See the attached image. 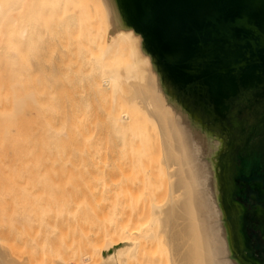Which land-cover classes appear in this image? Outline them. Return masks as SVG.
<instances>
[{
	"label": "bare ground",
	"instance_id": "obj_1",
	"mask_svg": "<svg viewBox=\"0 0 264 264\" xmlns=\"http://www.w3.org/2000/svg\"><path fill=\"white\" fill-rule=\"evenodd\" d=\"M92 2L102 8L104 27L82 25L92 11L83 9ZM51 22L59 26L45 37L41 31L50 32ZM54 53H58L56 67L51 61ZM86 80L102 101L105 118L101 126L96 95L95 101L92 94L85 95L83 89L80 92ZM213 109L219 113V120ZM254 131L264 132V0H0V228L6 227L0 229V239L11 234L10 249L22 245L23 251L27 244L31 246L15 257L4 246L8 242H3L0 264H72L66 262L68 251L76 250L79 244L71 245V237L68 244L61 232L75 231L70 224L64 229V218L69 213L77 216L78 207L75 214L71 210V199L76 196L67 188L68 196L60 191L65 197L59 198L47 182L70 180L76 165L84 169L82 165L93 164L88 167L93 172L98 171L95 166L117 168L108 167L111 171L126 167L135 174L136 167H142L144 173V167L151 163L154 169V162L161 171L165 166L163 176L170 178H166V202L157 204L158 200L151 205L158 224L155 231L142 227L147 224L145 216L149 215L145 212L149 208L142 205L143 212L135 201L145 222L139 215L135 217L136 208L134 212L130 209L131 218L127 217L129 209H120L123 219L126 215L120 227L119 215L115 218L114 214L113 220L109 215L111 222L100 216L118 225L111 227L117 230L112 233L116 238L105 227L113 240L104 239L108 245L98 255L101 259L96 256L97 262L90 261L86 252V260L80 263L127 264L138 257L136 264H254L242 250L229 194L231 157ZM81 169V173L87 170ZM93 172L89 174L95 179L99 174ZM153 172L158 171L150 172L155 176ZM133 174L125 176L131 179ZM112 175L114 178L115 173ZM153 177L154 184L159 183L161 178ZM137 180L141 182L140 177ZM166 180L158 181L163 185ZM129 183L137 193L136 182ZM112 192V196L120 193ZM129 195L133 202L135 197ZM122 198L130 206L129 198L118 195L119 206L124 205ZM113 200L109 202L112 207ZM126 204L123 209L130 208ZM104 219L99 221L102 228L107 221ZM50 227L62 237L57 234L61 240L52 239V244L56 241L58 246L64 238L67 244L61 246L73 248L56 249L54 243L47 251L35 237L32 244L27 242L32 231L39 234ZM53 227L64 230L57 232ZM49 232H44L45 241L50 239ZM25 235L29 240H24ZM152 238L155 242H150ZM157 238L163 241L164 249L155 246ZM115 239L119 240L112 242ZM103 241L98 243H106ZM147 241L155 248L142 250ZM140 244L144 247L139 250ZM91 247L87 251L92 252ZM53 250H67V254L62 253L67 259L56 257L55 263H49Z\"/></svg>",
	"mask_w": 264,
	"mask_h": 264
},
{
	"label": "rangeland",
	"instance_id": "obj_2",
	"mask_svg": "<svg viewBox=\"0 0 264 264\" xmlns=\"http://www.w3.org/2000/svg\"><path fill=\"white\" fill-rule=\"evenodd\" d=\"M92 8V11H91V13H89V15H86V23L85 24H82L84 27H87V26H101V27H104V25H105V23L103 22V19H104V17H103V13H102V8H100L99 6H98V4L96 3H94V2H92L91 3V6L89 7H85L83 10H90ZM95 11H97L96 13H95ZM62 15V14H61ZM61 15H60V17H61ZM51 19H57V18H51ZM93 24V25H92ZM74 26V25H72V24H69V26ZM58 23H54V22H51L50 23V25H49V29L51 30L50 32H46V31H41V34L43 35V36H45V37H47L48 35H50V34H52V33H54L53 32V30H55L56 29V27L58 28ZM56 31H58V30H56ZM60 33V32H59ZM46 49L48 50V48L46 47ZM57 54V55H56ZM56 59H55V58ZM58 53H54V55H53V58H52V63L53 62H55V60L56 61H58ZM46 61V60H45ZM59 62V61H58ZM54 64V66L56 67L58 64H56V62L55 63H53ZM44 66L46 65V68H49V64L47 63V62H44V64H43ZM48 66V67H47ZM54 66H52V67H54ZM61 72V71H60ZM88 82V80H86V81H83V83H86V85H87V87H86V85L84 84L83 85V87L80 89V92H82L83 90V93L86 95V94H92V96H93V98L95 97V95H96V93H94V92H91V89H90V84H89V82ZM61 83V82H60ZM89 85V86H88ZM83 89V90H82ZM88 90V91H87ZM94 93V94H93ZM76 94V97L77 98H79L80 96H77V92L75 93ZM78 95H79V92H78ZM74 97H75V95H74ZM96 100H95V98H94V100L96 101V102H99V103H97L96 104V107H97V109H98V118H97V122H98V124H99V126H101L102 125V122H103V120H104V111H103V109H102V106H101V100H100V98H99V96L98 95H96ZM68 105V104H67ZM100 105V106H99ZM100 107V108H99ZM213 111H214V113L216 114V117L218 118V120H219V113L216 111V110H214L213 109ZM100 117V118H99ZM101 120V121H100ZM100 122V123H99ZM154 146H157V144H154ZM154 149H156L157 150V147H155ZM155 163V165L157 166H155V168L153 169V167L154 166H152L151 164H153V163H151V164H149V165H147L146 167H144V169L146 170V169H148L151 173H152V171H158L160 174H161V176L160 175H157V174H159L158 172H157V174L155 173V172H153V174H156L155 176H157V179H158V176L161 178V179H158V180H161V182H162V180L164 179V180H166V178H167V176H168V179L170 180V178H169V175L167 174V176H163V174H165V173H163V171H164V168L166 169V167L164 166H162L163 167V171H161L162 169H160L161 167H160V165H159V163H157V162H154ZM94 166L93 164H89V166ZM81 166V165H80ZM87 166V167H86ZM88 166V164L87 165H82L81 167L82 168H84V169H87V170H85L86 171V173L87 174H89V172H93V171H91V167L90 168H88L89 167ZM107 166V165H106ZM106 166H100L104 171L106 170L107 171V175L109 174L110 175V177H109V175H108V179H110V178H112L113 177V175L112 174H114L115 173V176H114V178H112V179H110L111 181H109L108 179H106V176L107 175H105V173H106V171H105V173L103 172V170L101 169V168H99V166H95L94 168L96 169V167L98 168V171H94L93 173L95 174V175H98L99 174V176H95L94 174L92 175L93 177L95 176V179L93 178H91V173L89 174L90 176L88 177L85 173H84V176H83V172H85V171H82V173H81V171H79V169H81L79 166H73V168H72V172H73V174H72V176L73 177H71V179L70 180H66L65 178H60V181H55L56 183L57 182H60V183H58V184H56L54 181L53 182H47V184L46 185H48V186H51L52 187V190H53V193L55 192V189L57 190L56 191V193H55V195L57 196V197H59V198H64L65 196H68V194L69 193H67V192H69L68 191V189H70V190H72V192L70 191V193H72L74 196H76L75 197V199H76V203L78 204L77 206H75L76 204H74L73 203V201L75 200V199H71V204H72V207H73V209H72V207H71V210H74V208H80V209H82V210H80V209H75V210H77L76 212H77V216L76 215H73V213H72V211H71V213H72V215L73 216H75V217H72L71 215H67L65 218H64V221H66V225H64V229H66V228H70V227H75V231H73L72 230V228H70L71 229V231H73L74 232V238H73V236H71V234H73V233H71V231L69 232H66L67 230H70V229H66V230H64V229H62V230H59L58 228H60V227H56V228H54L53 227V230H55V229H57V232H61V231H63V232H61V234H63V235H65V239L67 240V239H70V237H71V239L73 238L74 239V241L73 240H71L70 239V243H71V245H73L74 246V244L76 245V243L75 242H77L79 245H76L77 247H74V248H76V250H74V249H72V250H70V251H68V254H67V250H68V247H69V249H71V248H73V247H71V245L70 246H67V245H62L63 247L65 246V248H66V246H67V250L66 251H60V250H56L57 251V253H55V249L52 251V254H49V257H48V261H49V259H51L50 261H49V263L50 262H54L55 263V261H57V258L60 260V259H64V260H66L67 258H65L64 257V255L65 254H62L63 252H65L66 254H67V257L69 256L70 258H69V260L67 259L66 260V262H72V264H76V263H82L84 260H86V258L88 257L89 259H90V261H95V262H97L96 260H99V259H101V257H99L100 255H101V251L103 250V248L106 246V244H107V242L106 241H109L110 240V238H111V240H113V238H116V235L113 237L112 236V233H114V232H116L117 230L115 229V227H117L118 225H116V224H114V222H112V223H109V221L111 222V219L113 220V218H114V214H115V216L116 215H119V217L121 218V220H120V218H118V216H116L115 218H118L117 219V222L119 221L120 222V224H119V226L118 227H120L121 226V222L122 223H124L125 221H126V215H125V221H124V219H123V217H122V215L120 214V212H121V208H122V211H125V209L127 210V209H129L128 210V215L129 216H127V217H130L131 218V215H132V212H134L135 211V208H136V211L137 212H135L136 213V218H138V215H139V212H138V207L136 206L137 204H138V206H139V204H140V209L143 207V206H145V208L147 207V208H149V211H146L145 213H147L149 216L147 217V216H145L146 217V220H147V218H148V220L145 222L144 221V219H145V217H144V215L142 216L143 217V219H142V217L139 215V217H141L140 219L141 220H143V222H145V223H147V224H142L143 226L142 227H148L151 231H155V226L156 225H158L157 224V222H155L154 220H153V217H152V212H151V210H152V203H157L158 202V200H159V203H157V204H163V203H165L166 202V200L168 199V193H165V195H164V192H168V188L166 187V186H168L169 185V180H166L167 182H165V181H163L164 183H163V185H161L162 183H160V181H158L157 180V182H159V183H157V184H154V182H156V180H155V176L153 177L152 175H150V172H148V170H147V172L149 173V174H147V172L144 170V173H142L143 171H142V167H136V169L134 170V168H133V170L134 171H136L137 170V173H135V174H137L138 176H136L135 174H133L134 172H131V170H130V168L128 169V168H126V167H119L118 168V170H116L115 169V171H111V170H113L114 169V167H113V169L108 165L107 167ZM152 167L151 169L149 168V167ZM77 167H79V168H77ZM108 167H110L111 168V170H107L108 169ZM106 168V169H105ZM109 168V169H110ZM121 168V169H120ZM122 168H125L127 171H125L126 173H124V170L122 169ZM157 168V170H155ZM84 169H81V170H84ZM88 169H90V171L88 170ZM99 169H100V171H99ZM131 169H132V167H131ZM97 170V169H96ZM102 170V171H101ZM119 170L121 171V174L122 173H124L125 175H127L128 176V172H131V175H129V176H132V174L134 175V177H130L132 180H134L136 183H135V186L136 187H134L135 189H137L136 190V192L137 193H134V192H132L133 190H131V188H130V186H131V183H129L130 181H132L131 179H128L127 178V176H123V174L121 175L120 174V172H119ZM132 170V171H133ZM123 171V172H122ZM161 171V172H160ZM166 171V170H165ZM229 171H230V174H229V182H230V197H231V201H232V204L234 205V211H235V213H236V216H237V223H238V227H239V236H240V238H241V243H242V250H243V252H244V254H246L247 256H248V259L250 260V261H252L254 264H264V132H262V131H258V132H252V133H249L248 134V137L244 140L243 139V141L238 145V147L236 148V150H235V152L233 153V155H232V157H231V160H230V168H229ZM96 172H97V174H96ZM99 172V173H98ZM100 172L102 173L103 172V174H101V177H100ZM109 172V173H108ZM114 172V173H113ZM119 172V173H118ZM146 172V173H145ZM80 174V175H79ZM122 176L121 178H120V175ZM130 174V173H129ZM145 174V175H144ZM81 175L83 176V178L81 177ZM103 175H105V176H103ZM152 176L153 178H154V180L155 181H153L152 180V177L150 178V179H148L147 178V176L148 177H150V176ZM128 176V177H129ZM142 176V177H141ZM76 177H78L77 179H76ZM103 177V178H102ZM115 177H117V178H115ZM136 177V178H135ZM138 177H140L141 178V182L140 181H138L137 180V178ZM162 177H163V179H162ZM165 177V178H164ZM75 179V181H73L72 179ZM92 180H95V181H92ZM125 178V179H124ZM122 179V180H121ZM126 179H127V182H128V184H126L127 182H126ZM61 180H63V181H61ZM116 180V181H115ZM121 180V182H119ZM148 180V181H147ZM104 183H103V182ZM124 181H125V183H124ZM138 182H140V184L138 183ZM53 183V184H52ZM118 183H120V184H118ZM124 183V184H123ZM138 183V184H137ZM147 183V184H146ZM167 185H166V184ZM43 184V183H42ZM61 185V187H60V185ZM73 184V185H72ZM103 184V185H102ZM111 184V185H110ZM130 184V185H129ZM137 184V185H136ZM158 184H160V185H158ZM57 185V186H56ZM92 185V186H91ZM95 185V186H94ZM99 185H100V187H99ZM110 185V186H109ZM116 185V186H115ZM120 185H122V187L120 186ZM139 185V187H137ZM143 185V186H142ZM148 188V186H150L151 188L149 189L151 192H152V190L153 191H157V193H153L154 195L152 196V193L151 192H149V190H146L145 188V186ZM68 186V187H67ZM99 188H98V187ZM108 186V187H107ZM126 186V193L124 192V187ZM128 186V187H127ZM160 186H162V188H159ZM54 187V188H53ZM92 188V190H91V188ZM95 187V188H94ZM104 187V188H103ZM118 187V188H117ZM167 188V191H166V188ZM68 188V189H67ZM106 188H108V189H106ZM121 188V189H120ZM122 188H123V190H122ZM128 188H130V189H128ZM132 188H133V185H132ZM61 189V190H60ZM62 189L64 190V192L62 191ZM102 189V190H101ZM104 189V190H103ZM111 189H114V192L116 191H118V192H120V193H118V194H116V196H117V198H118V195H119V197L120 196H124V200L126 199H128L129 201L128 202H130V203H128L130 206H128L125 202H127V201H123V198H122V200H121V204H124V205H122V207L121 206H119V201H120V198L118 199L119 201H116V199L117 198H115V200H113L114 199V197H116L115 196V194H113V196L111 195ZM152 189V190H151ZM106 190V191H105ZM120 190V191H119ZM128 190V191H127ZM131 190V191H130ZM143 190V191H142ZM145 190L147 191V192H145ZM164 190V191H163ZM62 192L65 196H63L61 193H58V192ZM103 191V192H102ZM109 191H111V192H109ZM130 191V192H129ZM135 191V190H134ZM66 192V193H65ZM107 192H108V194H110L109 196L111 197L112 196V199L108 196V194H107ZM114 192H112V193H114ZM122 192H123V195H122ZM129 192V193H128ZM143 192V193H142ZM149 192V193H148ZM75 193V194H74ZM148 194V197L150 198H148L147 197V195L145 196V194ZM151 193V194H150ZM58 194H60L59 196H58ZM71 194V195H72ZM121 194V195H120ZM129 194H131V196H132V198H138V196H139V199H136V200H134V199H132L133 200V202L131 201V197H127V196H130ZM160 195L159 197H158V195ZM70 195V196H71ZM72 195V196H73ZM102 195V196H101ZM134 195H136V196H134ZM138 195V196H137ZM150 195V196H149ZM71 196V197H72ZM73 196V197H74ZM97 196H98V198H97ZM143 196V197H142ZM157 196V197H156ZM72 197V198H73ZM99 197H102V198H100L99 199ZM105 197H109L110 199H111V201L113 200L114 202H113V206L114 207H112L111 205H110V203L109 202H111V201H109L110 199H105ZM144 197H147L148 198V200H147V198H144ZM153 197V198H152ZM160 197H161V199L162 200H160ZM79 198V199H78ZM96 198V199H95ZM141 198V199H140ZM143 198H144V200H143ZM155 198H157V199H155ZM159 198V199H158ZM46 199V198H45ZM80 199H81V203H80ZM97 199H99L98 201H97ZM103 199V200H102ZM78 200V201H77ZM93 202H92V201ZM140 200H141V202H140ZM95 201H96V203H95ZM106 201V202H105ZM135 201H137V204H135L134 202ZM138 201H139V203H138ZM162 201V202H161ZM75 202V201H74ZM82 202H83V205H82ZM93 203V205H92V203ZM117 202V203H116ZM143 202V203H142ZM146 204H145V203ZM148 202V203H147ZM105 203H106V206H105ZM131 203H134V205L133 204H131ZM80 204V205H79ZM96 204V205H95ZM118 204V205H117ZM120 204V205H121ZM125 204L128 206V207H130V208H124L123 209V206H125ZM74 205V206H73ZM108 205V206H107ZM116 205H117V207L119 206L120 208H116ZM133 205V206H132ZM143 205V206H142ZM96 206V207H95ZM110 206V207H109ZM126 206V207H127ZM99 207L101 208V209H99ZM103 207V208H102ZM111 208H112V210H111ZM146 208V209H147ZM107 209H109V210H107ZM118 209H119V211H118ZM130 209H132V212H131V210ZM133 209H134V211H133ZM140 209H139V211H140ZM75 210H74V214L76 213L75 212ZM142 211H143V209H141ZM145 210V209H144ZM148 210V209H147ZM97 211V212H96ZM101 211V212H100ZM103 211V212H102ZM115 213H114V212ZM116 211H118L117 212V214H116ZM81 212V213H80ZM83 212V213H82ZM109 212V213H108ZM113 212V213H112ZM141 212V211H140ZM144 212V211H143ZM150 214H149V213ZM101 213H102V215H101ZM113 214V215H111V214ZM127 213H125L124 212V214H127ZM134 213V214H135ZM145 213H143V214H145ZM99 215V217L97 218V216ZM105 214H108V215H105ZM141 214V213H140ZM82 215V216H81ZM97 215V216H96ZM103 215L104 216H106V218H108L109 219V215L111 216L110 218L111 219H109V221H108V219H104V218H102L103 217ZM142 215V214H141ZM151 215V216H150ZM93 217V218H90V217ZM100 216H102V217H100ZM112 216H113V218H112ZM124 216V215H123ZM134 216V215H133ZM71 217V218H70ZM78 217V218H77ZM81 217L83 218V219H81ZM135 217L133 218V219H135ZM68 219V220H65V219ZM74 218H76V220L74 219ZM80 218V219H79ZM86 218V219H85ZM96 220H95V219ZM100 218H101V220H107V221H104L105 222V224L103 223V226H104V228H102V224H101V222L99 223V221H101L100 220ZM72 219V220H71ZM79 219V220H78ZM93 219V220H92ZM99 219V220H98ZM123 219V220H122ZM132 219V220H133ZM140 219H139V222H142V221H140ZM75 220V221H74ZM81 220H84V221H81ZM90 220V221H89ZM136 220V219H135ZM68 221L70 222H72V224H74V225H76V226H72V224H71V222L70 223H68ZM74 221V222H73ZM95 222V224H94V222ZM96 221H98V224H96L97 222ZM115 221V220H114ZM138 221V220H137ZM78 222H79V224H78ZM82 224H81V223ZM84 222H86V223H84ZM94 224V226H95V228L97 229V231L95 232V228H92V227H94V226H92L93 224ZM108 222V223H107ZM117 222H115V223H117ZM118 222V223H119ZM90 223H91V225H90ZM117 223V224H118ZM132 222H131V220H130V224H131ZM135 223H137V222H135ZM69 224H70V227H69ZM109 224V225H108ZM114 224V225H113ZM132 224H134V223H132ZM138 224V223H137ZM63 225H61V228H63ZM79 225V226H78ZM96 225H97V227H96ZM108 225V226H107ZM116 225V226H115ZM136 225V224H135ZM113 226H115L114 227V229H112L113 228ZM132 226V225H131ZM134 226V225H133ZM141 226V223H139V227ZM0 227H2V226H0ZM82 229H81V228ZM84 227H85V229H84ZM105 227H108V229H111V233H110V230L109 231H107V229L105 228ZM110 227V228H109ZM112 227V228H111ZM138 227V226H137ZM3 228H6V227H3ZM3 228H0V229H3ZM46 228V227H45ZM44 227H42V229H45ZM51 228V229H50ZM50 228H47L49 231H51V233L49 232V231H44V230H40L39 231V234L41 233V235H42V237H39V236H41V235H39V234H37V233H35L34 231H32L33 233H31L30 235H32L31 237L30 236H28L29 237V239L31 238V240H32V238L33 237H35V239H36V241L38 240H40L39 242L40 243H38V244H42V243H44L42 246H43V249H45V250H47V251H49V248H53V245H54V243L57 241V242H59L61 239L60 238H62L61 237V234H59V233H56L55 234V232H56V230L55 231H52V227H50ZM87 228H89L88 229V231H87ZM91 228V229H90ZM80 229V230H79ZM104 229H106V230H104ZM5 230V229H4ZM94 230V231H93ZM101 230H104V231H106V233L104 232V231H102V233H101ZM116 230V231H115ZM82 231V232H81ZM84 231H86V232H84ZM92 231V232H91ZM100 231V232H99ZM113 231V232H112ZM44 232L46 233H50V235H49V237H50V239L48 238V241H45V237H46V240H47V236L44 234ZM120 232V231H119ZM8 234L7 233V231L6 232H4V235L5 236H7L6 234ZM83 233V234H82ZM98 233L100 234H102L103 236H101V234L100 235H98ZM108 233H110V236H112V237H110L109 235H108ZM54 234V235H53ZM57 234L60 236V238H59V236L57 237ZM80 234H82L83 235V237H82V235H80ZM87 234H88V237H86L87 236ZM105 234V235H104ZM118 234V237L121 235L120 233H117ZM36 235H39V236H37L36 237ZM45 235V236H44ZM62 235V236H63ZM70 235V236H69ZM92 235V236H91ZM27 235H25L24 237V240H29V239H26L27 237H26ZM54 236V237H53ZM67 236H69L68 238H66ZM80 236V237H79ZM92 237V238H90V237ZM97 237V238H95V237ZM104 236L107 238H104ZM10 237H12L11 236V234H9V237H7V238H5L4 236H3V238L2 239H0V244H2V245H4L6 242H10V240H12V239H10V240H8ZM44 237V238H43ZM64 237V236H63ZM85 237V238H84ZM110 237V238H109ZM43 238V239H42ZM81 238V239H80ZM98 238H99V240H98ZM109 238V239H108ZM52 239L53 240H56L55 242H53V244H52V242H50V240L52 241ZM64 239V238H63ZM62 239V243L63 244H65L66 242H64L65 241V239L63 240ZM83 239V240H82ZM88 239V240H87ZM95 239H96V241H95ZM100 239H101V241H103L104 239L106 240H104L106 243H104V244H102V243H98V242H101L100 241ZM31 240H29V241H27V242H29V244H32V242H33V240L31 241ZM59 240V241H58ZM81 240V241H80ZM84 240H86V241H84ZM91 240V241H90ZM117 240H119V239H117ZM117 240L115 239L114 241H112V242H117ZM136 240H138L137 238H136ZM154 240V242H155V240H156V238L154 239V238H152L151 240H150V242H152ZM31 241V242H30ZM37 241V242H38ZM68 241V240H67ZM83 241V242H82ZM89 241V242H88ZM93 241V242H92ZM103 241V242H104ZM3 242H5V243H3ZM8 242V243H9ZM11 242H14V240L13 241H11ZM17 242H20V240L19 239H17ZM26 242V243H27ZM74 242V243H73ZM84 242H86L85 244H84ZM90 242H92V243H90ZM95 242V243H94ZM110 243H111V241H109ZM108 242V243H109ZM149 242V243H150ZM157 243L159 242L158 241V238H157V241H156ZM6 243L4 246H6L7 248H9V250H10V252L13 254V255H17V256H15V257H19L26 249H29L30 250V245H26V246H28V247H25L26 249H24L23 251H22V248H20V247H23L22 245L21 246H14V248H15V250L13 251V249L14 248H12V249H10V247L12 246V245H10L11 243ZM48 243V244H47ZM62 243H60V244H58V246H57V243H55V245H54V248H55V246H57L56 247V249H61V248H63L62 246H61V244ZM68 244H69V241L67 242ZM66 243V244H67ZM73 243V244H72ZM80 243H82V244H80ZM90 243V244H89ZM97 243V244H96ZM148 243V241H147V243H144L143 245L145 246H142V248H141V244L139 245L140 247H139V250L140 249H142V250H144L146 247L148 248L149 247V249L148 250H150V249H152V248H155V246H157V247H160L161 249H164L165 247V245H164V243H163V241L159 244H157V245H153L154 243H151V244H149ZM46 244V246H44ZM88 244V245H87ZM91 244H92V247H91ZM149 244V245H148ZM9 247H8V246ZM52 245V246H51ZM90 245V246H89ZM94 245H98L97 247L95 246L94 247ZM102 245H103V247H102ZM108 245V244H107ZM148 245V246H147ZM30 246V247H29ZM41 246V247H42ZM51 246V247H50ZM82 246V247H81ZM59 247H61V248H59ZM71 247V248H70ZM87 247V248H86ZM92 248L91 250H92V252L91 251H87V249L89 250V248ZM102 247V248H101ZM164 247V248H163ZM19 248V249H18ZM64 248V249H65ZM78 249V250H77ZM95 249H96V251H95ZM18 250V251H17ZM73 250H74V253H73ZM83 250V251H82ZM16 251V252H15ZM14 252H15V254H14ZM20 252V253H19ZM22 252V253H21ZM54 252V253H53ZM86 252H88V254L86 253ZM18 253V254H17ZM69 253H70V255L72 256H70L69 255ZM80 253V254H79ZM55 254V255H54ZM58 254V255H57ZM87 256H85V255ZM57 255V256H56ZM94 255V256H93ZM99 255V256H98ZM96 256H98V258H95ZM57 257V258H56ZM86 257V258H85ZM54 258V259H53ZM85 258V259H84ZM255 258V259H254ZM133 259V262L131 261ZM130 261H128V263L127 264H130L129 262H132L133 264H136V262H137V259H138V257L137 258H135L136 260H134V258H132ZM166 262V261H165ZM80 263V264H81ZM165 264H168L167 262L165 263Z\"/></svg>",
	"mask_w": 264,
	"mask_h": 264
}]
</instances>
